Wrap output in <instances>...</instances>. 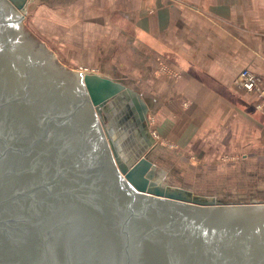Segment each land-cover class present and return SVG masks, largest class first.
<instances>
[{
	"label": "water",
	"instance_id": "water-1",
	"mask_svg": "<svg viewBox=\"0 0 264 264\" xmlns=\"http://www.w3.org/2000/svg\"><path fill=\"white\" fill-rule=\"evenodd\" d=\"M28 1L0 0V264H264V203L165 183L144 97L61 65Z\"/></svg>",
	"mask_w": 264,
	"mask_h": 264
},
{
	"label": "crops",
	"instance_id": "crops-1",
	"mask_svg": "<svg viewBox=\"0 0 264 264\" xmlns=\"http://www.w3.org/2000/svg\"><path fill=\"white\" fill-rule=\"evenodd\" d=\"M25 16L64 60L144 97L150 152L264 161L261 99L234 86L244 69L264 81V0H29ZM115 137L146 144L137 128Z\"/></svg>",
	"mask_w": 264,
	"mask_h": 264
},
{
	"label": "rangeland",
	"instance_id": "rangeland-1",
	"mask_svg": "<svg viewBox=\"0 0 264 264\" xmlns=\"http://www.w3.org/2000/svg\"><path fill=\"white\" fill-rule=\"evenodd\" d=\"M22 21L24 25L30 27V21L26 16ZM32 33L35 35V31ZM40 34L43 35L42 32ZM35 36L45 42L39 34ZM48 45L50 46L46 45L47 48L55 53L61 65L69 70L85 72L81 70L78 61L64 60V48L59 42H50ZM85 70L94 72L95 68L87 67ZM149 156L166 172L164 182L174 187H185L195 194L215 197L226 206L264 203V161L261 158L243 159L235 163L204 164L197 156L194 159L187 158L182 156L181 152L170 148L151 151Z\"/></svg>",
	"mask_w": 264,
	"mask_h": 264
},
{
	"label": "built area",
	"instance_id": "built-area-1",
	"mask_svg": "<svg viewBox=\"0 0 264 264\" xmlns=\"http://www.w3.org/2000/svg\"><path fill=\"white\" fill-rule=\"evenodd\" d=\"M237 78L234 80V86L243 89L249 94L258 95L261 102L257 105L258 108H264V86L262 77L253 73L248 69H244L240 72Z\"/></svg>",
	"mask_w": 264,
	"mask_h": 264
}]
</instances>
